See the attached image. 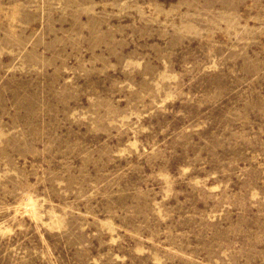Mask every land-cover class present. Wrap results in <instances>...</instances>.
Instances as JSON below:
<instances>
[{
    "label": "rangeland",
    "instance_id": "obj_1",
    "mask_svg": "<svg viewBox=\"0 0 264 264\" xmlns=\"http://www.w3.org/2000/svg\"><path fill=\"white\" fill-rule=\"evenodd\" d=\"M0 264H264V0H0Z\"/></svg>",
    "mask_w": 264,
    "mask_h": 264
}]
</instances>
